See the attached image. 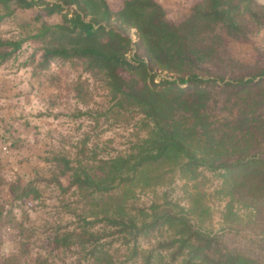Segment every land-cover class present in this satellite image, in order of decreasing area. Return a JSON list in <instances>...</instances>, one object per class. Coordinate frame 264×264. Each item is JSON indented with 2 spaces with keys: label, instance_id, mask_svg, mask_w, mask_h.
Returning a JSON list of instances; mask_svg holds the SVG:
<instances>
[{
  "label": "trees",
  "instance_id": "trees-1",
  "mask_svg": "<svg viewBox=\"0 0 264 264\" xmlns=\"http://www.w3.org/2000/svg\"><path fill=\"white\" fill-rule=\"evenodd\" d=\"M263 8L257 0H200L172 22L157 0H123L117 9L108 0H0V25L17 10L34 12L20 25L23 34L0 37V63L27 41L37 43L39 83L60 77L54 64L81 65L104 81L116 106L152 124L145 137L106 159L84 146L75 159L56 155L60 175L50 179L4 180L0 158V248L2 228L17 223L15 203L40 198L47 181L79 195L75 208L64 204L73 218L44 238L51 253H73L74 264H264V68L246 69L225 42L263 29ZM55 14L60 22L43 21ZM12 137L16 147L19 138ZM207 171L220 179L215 192L226 201L218 229L202 188ZM177 177L194 182L187 206L168 197L132 202L138 190ZM156 233L162 238L141 246ZM53 257L39 254L27 264H52Z\"/></svg>",
  "mask_w": 264,
  "mask_h": 264
},
{
  "label": "rangeland",
  "instance_id": "rangeland-1",
  "mask_svg": "<svg viewBox=\"0 0 264 264\" xmlns=\"http://www.w3.org/2000/svg\"><path fill=\"white\" fill-rule=\"evenodd\" d=\"M122 1L108 0L113 9L121 6ZM157 1L166 8L170 21L179 22L190 6L200 0H170L171 4H166L167 0ZM257 1L264 7V0ZM33 14L30 9L17 10L16 17L0 25V37L6 39L23 34L20 25L32 19ZM60 20L59 14L43 17V21L50 24ZM133 30L130 35L134 38ZM225 42L229 54L248 64L246 69L256 66L264 68V28L251 33L248 39L228 37ZM39 47V44L27 41L14 57L0 63V158L4 164L1 171L4 180H28L35 176L50 179L60 175L54 160L56 155L75 159L80 147L84 146L87 152L95 149L97 158L106 159L125 151L148 134L152 124L144 115L116 106L104 81L91 73H83L81 65L72 68L54 64L53 71L60 77L54 82L46 80L39 83L33 76L41 54ZM160 76L169 77L165 73ZM2 135L9 137V140L4 141ZM12 135L19 138L16 147L11 145ZM205 174L202 188L212 208L210 225L218 229L226 201L215 192L220 179L211 172ZM59 178L64 185L68 183L67 175ZM41 188L40 198L30 197L13 206L17 223L6 225L1 230L3 243L0 259L16 255L18 264H27L39 254H52V264H74L76 256L73 253L59 250L51 253L44 238L55 224L73 218L64 204L71 203V208H75L79 195L74 189L64 194L56 184H47V181L42 182ZM195 190L193 181L177 177L172 183L138 190L132 202L149 205L168 197L187 206L190 193ZM9 197L8 193L3 194L5 201ZM161 238L160 233H156L141 240V246L149 248Z\"/></svg>",
  "mask_w": 264,
  "mask_h": 264
},
{
  "label": "crops",
  "instance_id": "crops-1",
  "mask_svg": "<svg viewBox=\"0 0 264 264\" xmlns=\"http://www.w3.org/2000/svg\"><path fill=\"white\" fill-rule=\"evenodd\" d=\"M165 3H166V4H167V3H168V4H171V3H170V0H167Z\"/></svg>",
  "mask_w": 264,
  "mask_h": 264
},
{
  "label": "built area",
  "instance_id": "built-area-1",
  "mask_svg": "<svg viewBox=\"0 0 264 264\" xmlns=\"http://www.w3.org/2000/svg\"><path fill=\"white\" fill-rule=\"evenodd\" d=\"M134 31V30H133Z\"/></svg>",
  "mask_w": 264,
  "mask_h": 264
}]
</instances>
